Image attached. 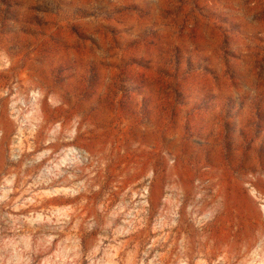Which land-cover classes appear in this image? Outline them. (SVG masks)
Here are the masks:
<instances>
[{"label":"rangeland","instance_id":"rangeland-1","mask_svg":"<svg viewBox=\"0 0 264 264\" xmlns=\"http://www.w3.org/2000/svg\"><path fill=\"white\" fill-rule=\"evenodd\" d=\"M0 264H264V0H0Z\"/></svg>","mask_w":264,"mask_h":264}]
</instances>
